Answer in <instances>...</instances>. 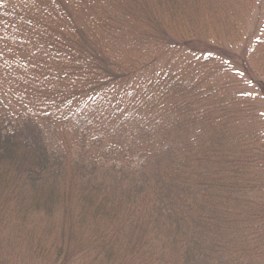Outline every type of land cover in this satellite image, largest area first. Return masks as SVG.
I'll list each match as a JSON object with an SVG mask.
<instances>
[{
    "label": "trees",
    "instance_id": "trees-1",
    "mask_svg": "<svg viewBox=\"0 0 264 264\" xmlns=\"http://www.w3.org/2000/svg\"><path fill=\"white\" fill-rule=\"evenodd\" d=\"M111 1L0 0V264H264V0Z\"/></svg>",
    "mask_w": 264,
    "mask_h": 264
},
{
    "label": "rangeland",
    "instance_id": "rangeland-1",
    "mask_svg": "<svg viewBox=\"0 0 264 264\" xmlns=\"http://www.w3.org/2000/svg\"><path fill=\"white\" fill-rule=\"evenodd\" d=\"M138 5L137 6H134L135 4V0H134V4H133V1L132 0H112L111 3H110V7H111V10L110 13H113L112 16L114 17H117L115 16L116 13H137V15H141V13H151L153 15H157L159 18H161L162 20H164L167 23V17H168V20H169V24L168 25H173L175 26V24L177 22H174L172 24V21L174 20V18L171 16V15H168V13H160L158 10H156L155 8H157V1L156 0H136ZM129 4V5H128ZM229 4L230 6H232L234 4V0H230L229 1ZM263 9H264V2H263ZM180 13V11H179ZM212 13V12H210ZM218 13H226L225 9L224 8H221L219 9ZM235 13H242L241 16H240V22H238V24H243L245 22V30H250V32L253 30L255 32V22H254V17H252V15L250 13H257V12H253L251 10H246V9H243L241 8V6H239L238 4H236L235 6ZM111 16V17H112ZM190 18H194L195 21L197 20L198 21V26L200 25H203L205 26L208 22H210V25H215V26H220L218 24H216L218 22V19L217 17H214L213 18V21H211L209 19V17L203 13H199L198 11H194L193 12H189V13H180L179 16H176L175 17V21L176 20H179V23H177V25H188L189 23V19ZM87 19H83L81 20L80 22H85ZM210 20V21H209ZM196 21V22H197ZM122 24L125 25L124 27H128V18L127 20H123L122 21ZM83 24L80 25V27H82ZM201 27V26H200ZM202 28V27H201ZM79 29H83V28H79ZM67 31V29H66ZM135 34H133L131 37H133ZM140 40V38H137ZM141 41L139 42V47H141ZM144 48V46L142 47V49ZM115 51V50H114ZM110 52L111 54H117V52ZM154 68H157V65L154 64L153 65ZM78 80H74V81H69L67 82V88H70L72 86H77L78 85ZM61 98V96L59 97V99ZM41 100L43 101V99L41 98ZM37 109L36 105H35V110ZM60 109L62 110V108L60 107ZM34 110V111H35ZM50 124H53L54 126H57V127H60V124H55V123H50ZM49 132H50V135L52 136V143L54 144H57L59 142H63V137L61 135H59V133L54 130V129H51L49 128ZM61 134V133H60ZM256 192V190H254ZM262 196L264 197V194H262ZM255 197V196H254ZM255 200L257 202H260V203H264V201H260L258 200L256 197H255ZM132 218L134 219H137L138 217L136 216H133L132 215ZM119 223L121 224H124L123 221H119ZM119 223H117V228L119 227ZM149 225V224H148ZM152 225H154V223L152 222ZM116 228V229H117ZM7 232V235H1L2 237L5 236V238L3 240L5 241H9V239L12 237L10 236V232L11 230H8L6 229L5 230ZM21 234V232H20ZM15 235L16 237H13L15 238L13 241L14 243H18V244H27V238L26 235L22 234V235ZM14 236V235H13ZM154 239V238H153ZM23 240V241H22ZM157 244V243H156ZM158 246H156V248H160L159 244H157ZM24 246V245H23ZM17 254V253H16ZM20 254V253H19ZM17 254L19 256V259H20V255ZM18 263L20 264H24L23 262L21 263V261H18L16 260Z\"/></svg>",
    "mask_w": 264,
    "mask_h": 264
}]
</instances>
